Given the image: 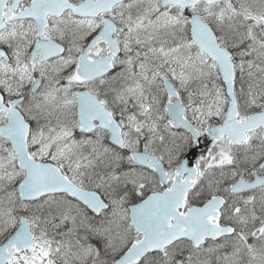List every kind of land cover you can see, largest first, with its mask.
<instances>
[{
	"label": "snow or ice",
	"instance_id": "obj_1",
	"mask_svg": "<svg viewBox=\"0 0 264 264\" xmlns=\"http://www.w3.org/2000/svg\"><path fill=\"white\" fill-rule=\"evenodd\" d=\"M0 264H264V0H0Z\"/></svg>",
	"mask_w": 264,
	"mask_h": 264
}]
</instances>
